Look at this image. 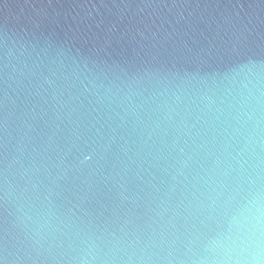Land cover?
Here are the masks:
<instances>
[{"label": "water", "instance_id": "95a60500", "mask_svg": "<svg viewBox=\"0 0 264 264\" xmlns=\"http://www.w3.org/2000/svg\"><path fill=\"white\" fill-rule=\"evenodd\" d=\"M264 242V0H0V264H230Z\"/></svg>", "mask_w": 264, "mask_h": 264}, {"label": "clouds", "instance_id": "9594fccd", "mask_svg": "<svg viewBox=\"0 0 264 264\" xmlns=\"http://www.w3.org/2000/svg\"><path fill=\"white\" fill-rule=\"evenodd\" d=\"M230 264H264V242L259 233L251 238L248 244L237 253Z\"/></svg>", "mask_w": 264, "mask_h": 264}]
</instances>
